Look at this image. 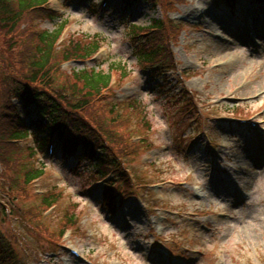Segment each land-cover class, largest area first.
<instances>
[{"label": "rangeland", "instance_id": "1", "mask_svg": "<svg viewBox=\"0 0 264 264\" xmlns=\"http://www.w3.org/2000/svg\"><path fill=\"white\" fill-rule=\"evenodd\" d=\"M242 1L246 3V11H248L243 17L252 18L251 23L254 27L261 29L264 26V6L256 5L252 0ZM50 3L52 8L57 9L56 12L65 14L63 19H70L66 22L62 46H68L73 39H80V36L83 37V32L88 35H98L109 46L111 57L95 70L106 73L108 65L112 63L123 67L122 72H114L113 76L118 82L109 92L108 99L103 101V97H95L89 101L90 109L86 110L87 116L95 118L90 111L104 116V126H109L110 134L118 143L115 145L117 147L119 145L120 150L135 149L133 154L129 151L126 161L133 177L131 180L145 181L147 173L152 177L156 176L155 172L145 171L141 163L145 160L154 161L162 150H166V153L171 150L168 157L164 158L167 163L160 164L165 167L162 178L167 181L174 180L172 182L177 186L171 184L176 194L170 196V201L165 200V202L184 213L182 219L184 223L179 225L176 219L170 218L165 224L164 235L157 236L156 226L141 204L157 200L161 195L151 196L148 199V195L144 196L146 192L144 194L142 187L137 191L134 190L135 194L126 199L123 208L117 209V212L116 209L111 208L112 215L106 206L104 208L96 204L93 197L95 193L89 190L95 182V172L91 170V164L86 161L77 162L71 167V163H62L55 159L46 160V177L25 187L22 186L23 173H20L15 181L16 185L9 189L4 185V180L15 176L16 169L25 172L38 165L36 158L30 160L31 153L25 149L27 144L6 143L10 130H4L3 121L0 119L2 149L0 154L4 155L0 159V199L7 202L12 197L15 198L13 199L14 214L18 217L22 216L20 219H23L20 221L15 217L10 219L6 216L1 217L0 225L9 232V235L21 239L19 250L21 248L27 250L31 255L24 257L21 253L18 261L23 260L26 264H67L72 260L75 264H174L176 261L173 258L179 256L180 264H192L194 260L196 264H264L263 29L261 30L263 47L258 49L245 38L243 27H240V23L236 25V21L229 13L223 11L222 19L218 16L211 0L182 1L174 5L175 10L169 14L159 6L152 7L146 2H140L133 8L125 10L122 9L120 1L112 2L110 4V7L114 6L112 11L97 15H92L90 10L93 5L101 6L102 0H50ZM207 11L208 13L205 14ZM200 12L205 14L201 26H199L201 22L196 20L200 17ZM42 15L45 16L40 11L32 10L31 14L23 19L17 31L0 32V114L9 102L8 91L13 80H20L27 72L26 66L21 63L23 55L29 51L31 55L35 52V49L28 47V44L30 46L32 42H36L39 32H53L57 27L58 19L49 21L42 18ZM124 16H126L125 22L121 23L120 18ZM163 16H168L175 22L186 20L190 25L178 30H175L176 27H169L170 35L178 40L173 49L176 54L175 59L180 66L174 74L167 75V81L163 82L158 78L154 80L152 77L139 81L141 72L137 68L138 59L133 55L132 48L126 41L127 31L132 24L147 30L154 20L162 19ZM214 23L223 24L218 26ZM205 25L210 27L207 33L203 31L204 28L202 29ZM215 32L230 36L232 44L218 42ZM62 49L64 50L65 47ZM56 58V66L54 64L52 67L55 71L54 81H51L52 88L61 90L66 85L65 90L73 93L74 90L70 86L76 79L71 74L72 69L83 68L84 64L58 66L62 61L61 54L57 53ZM128 72H133L136 76L134 83L122 82V79L129 75ZM180 72L183 73L184 78L181 77ZM11 78L15 79L11 80ZM42 78L48 82L45 75ZM161 87L165 89L162 90ZM181 89L186 90L187 101L183 96L175 93L180 92ZM76 94L81 95L77 92ZM114 94H118V97L133 94L141 98L140 107L143 112L140 113L142 117L145 114L149 126L144 129L140 124L133 122L132 116H128L131 111L126 106L111 109L114 104L109 98ZM194 100L200 104V109L205 114L207 108H212L209 113L213 116L248 118L256 122L257 126L254 128L214 125V132L210 136L221 157H225V160L220 159L218 171L211 167L204 151L197 153L198 149L202 150L201 145L192 152L190 159L178 153L190 144L189 138H186L187 142L181 148L175 149L178 144L174 142L185 136L198 120ZM217 100L225 102L216 105ZM18 105L21 107L20 103ZM133 113L135 117L136 112ZM259 117L261 119H258ZM114 118L120 119L121 122ZM35 119L36 115L33 114L27 121ZM120 131L123 132V136L115 134ZM129 135L148 136L147 139H150L147 150L151 153L146 154L144 146L140 149L138 143L140 139H132V141ZM19 147L22 150H19ZM203 149L206 150L204 146ZM157 150L159 153L154 154ZM172 150H176V153ZM131 155L133 156L130 158ZM163 157H166V154ZM228 158L232 162H229ZM160 176L159 174L158 177ZM168 183L170 185V181ZM196 183L206 186L207 190L210 188L208 190L210 195L203 201H196L195 204L191 201L185 208L181 204L186 199L192 200V186ZM21 186L23 191H20ZM47 187L53 189L55 193L53 199L59 200L52 209L44 207L42 202V190ZM226 187H229V194H225ZM60 208L62 212H68L70 216L79 218L80 233L63 223ZM202 209L208 210L207 215L205 212L204 218L196 217V212ZM127 211L131 218L129 223L120 224V217L123 218L121 214L126 215ZM27 212L33 214L35 221L27 219L24 215ZM205 221L209 224L208 228H203ZM29 222H35L34 228L32 225L29 227ZM42 226L47 228L48 232H44L46 229ZM190 226L196 229H189ZM61 231L64 237L60 245H57L55 235ZM196 233L199 242L192 243L191 239ZM47 234H53L50 241L46 240ZM185 246L192 251L181 252V248ZM162 247L167 248L169 257L160 256L158 250ZM70 248L78 250L85 260L73 258L68 250ZM199 248L203 253L194 251Z\"/></svg>", "mask_w": 264, "mask_h": 264}, {"label": "trees", "instance_id": "2", "mask_svg": "<svg viewBox=\"0 0 264 264\" xmlns=\"http://www.w3.org/2000/svg\"><path fill=\"white\" fill-rule=\"evenodd\" d=\"M138 1L141 0H132V4L137 3ZM47 3L48 0H0V32L3 33L7 31L10 33H14L18 30V27L22 23L23 19L27 15L29 16L34 8L45 6ZM47 17L53 18L50 12H48ZM162 26L163 25L161 21L154 20L152 22V25L150 26V29L151 31L155 32L157 30H161ZM63 29L64 26L60 25L53 32H39V36L37 37L36 42H32L30 46L28 44V47L30 49H35V52L31 55V51H29L23 55L24 57L21 63L23 66H26L25 68L27 72L25 73V76L21 78L22 80H13L16 81V84L12 83L11 89L8 91V93H10V96L8 97L10 102L11 97L27 101V97L30 96L31 101L36 102L38 105L40 103H47L48 101V110L46 109V107H41L42 105L38 107V121L32 122L33 125L38 127V130L40 131L41 135H53L57 134L58 131H60V134H67L69 136L70 142H73L75 141L73 140V137L76 135L75 133L72 134V131H79L80 129H78L77 127H83L81 125L80 120L78 119L80 116H82L81 114L79 115V113L84 112V109L86 110L89 98H94L95 96L102 93L104 89L108 88L111 81L110 71L122 72L123 67L112 63L109 64L110 71H107L106 73H102L94 69L91 71L81 70L72 73L74 75V78L76 79L72 86H70L71 89L74 90L73 93H70L65 90V88H67L66 85L65 88H61L60 91L53 90L50 83V78L52 73V67L54 64L56 66V45L60 35L62 34ZM144 31V28L138 25L133 26L131 29V33L136 36H141ZM97 47L98 44L96 41L91 43L72 41L70 45L64 50L63 61L87 57L88 55L93 53L97 49ZM155 49V51L142 54V60H155L159 56V52H161L159 47H155ZM44 75L49 79L48 84L45 83V80H43L42 78ZM52 78H54L53 75ZM12 79L15 78H11V80ZM31 84L38 85V88L32 87L33 85L31 86ZM31 87L35 88L32 92V95ZM37 89L39 91H36ZM76 92L81 95H77ZM52 94L59 96L57 97V99H55ZM10 104L7 105V108L2 112V114H0V117L3 120V126L9 127L11 131L10 126L12 122L10 121V119L12 118L13 111L16 113V109ZM29 106L30 104L28 103L27 107ZM19 113L20 112H18V114L16 113V120L13 119L14 122L12 127L15 130L14 132L11 131V133L9 134L10 139L24 138L27 137V135L31 132L29 130H22L24 124L22 123L21 115ZM82 117H80L81 120L83 119ZM99 124L101 126L100 122ZM144 125L146 127L149 126V122L147 121V119L145 120ZM87 126H85L86 129L88 128ZM7 127H5V129H7ZM73 128H75V130H72ZM119 133L123 132L120 131ZM115 134L118 135L117 132ZM99 161L102 166H109L115 169L116 165L113 164L108 158L101 160L99 159ZM23 173V175L21 174L24 180L23 184H25V181L27 183L36 179L39 176V174L37 172H33L31 168H29V170ZM28 225L29 227L32 225L34 228L35 222H29ZM44 232H48V230L46 229L44 230ZM52 236L53 234H47L46 240L50 241ZM57 238L58 236L55 235V242H57ZM17 244L18 247L16 248L15 246ZM0 248L2 249L0 251V257L8 258V260L12 263L14 261H17L19 257L21 258V253L25 254L28 257L30 255L29 251L22 250L21 247V250H19L18 241H13L11 237L10 239L5 240V237L3 238L1 234Z\"/></svg>", "mask_w": 264, "mask_h": 264}]
</instances>
